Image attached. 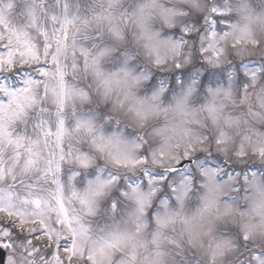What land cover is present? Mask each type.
I'll list each match as a JSON object with an SVG mask.
<instances>
[{
	"label": "clouds",
	"instance_id": "1",
	"mask_svg": "<svg viewBox=\"0 0 264 264\" xmlns=\"http://www.w3.org/2000/svg\"><path fill=\"white\" fill-rule=\"evenodd\" d=\"M65 5L0 24V264H264V0Z\"/></svg>",
	"mask_w": 264,
	"mask_h": 264
},
{
	"label": "rangeland",
	"instance_id": "2",
	"mask_svg": "<svg viewBox=\"0 0 264 264\" xmlns=\"http://www.w3.org/2000/svg\"><path fill=\"white\" fill-rule=\"evenodd\" d=\"M33 3H38V0H0V24L9 23L13 24L17 21H23L26 19H31L33 16ZM50 4H59V9H63V6L67 4L69 15H83L85 10L81 7L77 9V5H84L86 3H91V0H48ZM69 82L74 83L72 77L69 76ZM0 100H6L3 93H0ZM53 109V113H54ZM65 127L71 128L73 126V118L71 116V111L69 110L65 114H61ZM60 119L54 114H43L39 117L36 116L35 112L32 114V119H29L27 124L18 123L15 126V135L22 136L24 141L27 143L29 140H35L40 134V125L49 128L52 132H55L59 126ZM10 153H6L4 159H8ZM23 159V158H21ZM10 163V161H9Z\"/></svg>",
	"mask_w": 264,
	"mask_h": 264
},
{
	"label": "snow or ice",
	"instance_id": "3",
	"mask_svg": "<svg viewBox=\"0 0 264 264\" xmlns=\"http://www.w3.org/2000/svg\"><path fill=\"white\" fill-rule=\"evenodd\" d=\"M63 7H64V8H65V10L67 11V6H66V5H64ZM53 20H55V17H53ZM40 127L42 128V127H43V125L41 124V125H40ZM36 203H38V202H36ZM4 235L6 236V235H7V233H4Z\"/></svg>",
	"mask_w": 264,
	"mask_h": 264
},
{
	"label": "flooded vegetation",
	"instance_id": "4",
	"mask_svg": "<svg viewBox=\"0 0 264 264\" xmlns=\"http://www.w3.org/2000/svg\"><path fill=\"white\" fill-rule=\"evenodd\" d=\"M3 239H4V237H0V242H2V241H3Z\"/></svg>",
	"mask_w": 264,
	"mask_h": 264
}]
</instances>
